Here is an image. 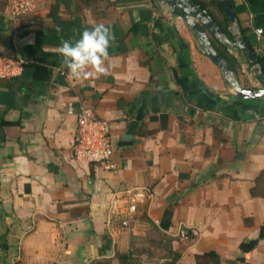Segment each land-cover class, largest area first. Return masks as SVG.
Listing matches in <instances>:
<instances>
[{
  "label": "crops",
  "instance_id": "0c3cea01",
  "mask_svg": "<svg viewBox=\"0 0 264 264\" xmlns=\"http://www.w3.org/2000/svg\"><path fill=\"white\" fill-rule=\"evenodd\" d=\"M14 1L0 0V53L26 63L16 79H0V264H120L117 253L146 243L152 229L171 240L163 262L177 252L175 264H196L197 254L215 251L234 264H264V104L233 103L235 90L191 26L161 0H35L20 17ZM233 4L231 29L242 28L264 58L256 34L264 0ZM95 23L115 36L112 67L77 81L58 48ZM227 48L242 85L261 87L244 56ZM85 107L111 122L113 168L73 152L69 109Z\"/></svg>",
  "mask_w": 264,
  "mask_h": 264
},
{
  "label": "water",
  "instance_id": "95a60500",
  "mask_svg": "<svg viewBox=\"0 0 264 264\" xmlns=\"http://www.w3.org/2000/svg\"><path fill=\"white\" fill-rule=\"evenodd\" d=\"M168 4L173 15L183 18L193 29L205 53L222 69L225 79L235 90V95L242 99H264V66L252 45L241 31H238L235 41L229 39L223 28L213 19L211 13L204 9L196 0H161ZM230 25L236 26L238 17L233 7V0H219ZM214 34L222 42L235 47L241 53L248 66L255 72L263 86L259 88L245 87L236 75L235 67L216 49L211 35ZM200 86L210 96L216 94L200 82Z\"/></svg>",
  "mask_w": 264,
  "mask_h": 264
},
{
  "label": "built area",
  "instance_id": "2783aa9c",
  "mask_svg": "<svg viewBox=\"0 0 264 264\" xmlns=\"http://www.w3.org/2000/svg\"><path fill=\"white\" fill-rule=\"evenodd\" d=\"M37 8L35 0H15L12 4L14 17L26 16ZM26 60L8 54L0 53V79L19 76L23 73ZM70 114L77 116V136L73 147L75 156L83 161L104 165L107 168L114 167L115 146L111 136V122L97 115L93 108L85 107L80 111L69 109ZM128 213L137 210V199L130 197ZM124 225L128 220L123 221ZM178 235L185 241L191 238V231L182 227ZM140 256L141 264H161L162 260L152 258L148 253Z\"/></svg>",
  "mask_w": 264,
  "mask_h": 264
},
{
  "label": "clouds",
  "instance_id": "9594fccd",
  "mask_svg": "<svg viewBox=\"0 0 264 264\" xmlns=\"http://www.w3.org/2000/svg\"><path fill=\"white\" fill-rule=\"evenodd\" d=\"M257 37L264 35V29L256 30ZM115 41L111 29L103 23H95L85 29L79 39L61 42L58 52L63 57L62 65L69 75L77 81L99 78L107 75L110 63L109 48ZM106 61L108 65L106 66Z\"/></svg>",
  "mask_w": 264,
  "mask_h": 264
},
{
  "label": "trees",
  "instance_id": "16d2710c",
  "mask_svg": "<svg viewBox=\"0 0 264 264\" xmlns=\"http://www.w3.org/2000/svg\"><path fill=\"white\" fill-rule=\"evenodd\" d=\"M83 1L87 2V4H89V5L96 6L98 0H83ZM196 1L204 9H206L207 11H209L211 13L213 19H215L218 22V24L223 28V30L225 31V33L229 37V39L232 41H235L237 38V34L231 29L230 23H229L227 17L225 16V13L223 11L221 4L219 3V0H196ZM233 7H234V4H233ZM240 30L242 32H244V30L242 28ZM211 39H212L216 49L219 51V53H221L225 58H227L231 62V64H233V66L235 67L236 74H237L239 62H238V59L233 54L229 53L228 48H227L229 45L222 42L221 40H219L214 34L213 35L211 34ZM217 41H218V43H220L221 47L220 46L218 47L216 45ZM259 58L261 60L262 65L264 66V58H262V57H259ZM17 77L18 76L11 77L8 79L10 81H12V80L16 79ZM226 82H227V84L230 85V83L227 80H226ZM232 101L235 104H237V103H250V104L263 103L264 104V99H260V100L242 99V98L238 97L237 95H233ZM171 216H172V210H166L165 215H164V219L162 221V227L163 228H166V229L169 228ZM260 237L261 238L264 237V225L261 228ZM258 242H259V239L249 241L247 250H250V249L254 248L255 246H257ZM136 254H138V253L135 250H129L127 252H118L117 257L119 259L120 264H135L137 262V256H135ZM195 258H196V264H210V263H213V264H234L235 263V261H231L229 259H224L219 253H217L215 251L197 254ZM178 259H179V255L177 252H175L173 254L172 259L170 261H167L166 263H163V264H175ZM101 261L102 260H95L91 264H100Z\"/></svg>",
  "mask_w": 264,
  "mask_h": 264
},
{
  "label": "rangeland",
  "instance_id": "374dc122",
  "mask_svg": "<svg viewBox=\"0 0 264 264\" xmlns=\"http://www.w3.org/2000/svg\"><path fill=\"white\" fill-rule=\"evenodd\" d=\"M254 76L252 77L253 80H255ZM251 84L250 80H246V85ZM260 86L263 84L260 83ZM151 234V237L147 239L146 243H141L139 245H135L133 250H135L138 255L148 253L152 258H158L159 260L161 257H170L172 256V248H171V240L168 237L167 234H161L159 232H156L154 229L151 230L149 233ZM144 242V241H143ZM166 260L162 263H165ZM100 264H113L112 259H105L100 262ZM135 264H141L140 262V256L137 257V262Z\"/></svg>",
  "mask_w": 264,
  "mask_h": 264
}]
</instances>
